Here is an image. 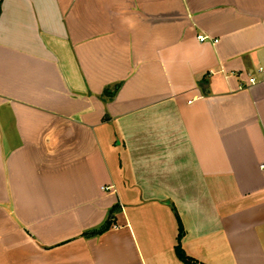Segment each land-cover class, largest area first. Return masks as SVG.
Listing matches in <instances>:
<instances>
[{"label": "crops", "instance_id": "0c3cea01", "mask_svg": "<svg viewBox=\"0 0 264 264\" xmlns=\"http://www.w3.org/2000/svg\"><path fill=\"white\" fill-rule=\"evenodd\" d=\"M259 67L264 0H0V264H264Z\"/></svg>", "mask_w": 264, "mask_h": 264}, {"label": "trees", "instance_id": "16d2710c", "mask_svg": "<svg viewBox=\"0 0 264 264\" xmlns=\"http://www.w3.org/2000/svg\"><path fill=\"white\" fill-rule=\"evenodd\" d=\"M114 210L115 209H112L110 211L109 219L103 225V227L99 228L98 230H93V231L87 232L84 235L87 237H93V236L100 235L103 232H105L106 230H108V228L112 225V221H113L112 214H113ZM175 217H176L177 227H178V229H177V242H176V246H175V254H176L178 260L180 262H182L183 264H203V263H200V262H198L194 259H191L185 255V253L181 247V240H182V237L184 235V230H183L181 221H180V219L176 213H175Z\"/></svg>", "mask_w": 264, "mask_h": 264}, {"label": "built area", "instance_id": "2783aa9c", "mask_svg": "<svg viewBox=\"0 0 264 264\" xmlns=\"http://www.w3.org/2000/svg\"><path fill=\"white\" fill-rule=\"evenodd\" d=\"M200 42H205L206 40H207V38L206 37H198L197 38ZM256 73L258 74V75H260L263 79H264V68H262V67H259L257 70H256ZM258 82V80L256 79V78H250L249 80H248V84L249 85H254V84H256ZM106 190H109L108 188L106 189Z\"/></svg>", "mask_w": 264, "mask_h": 264}, {"label": "rangeland", "instance_id": "374dc122", "mask_svg": "<svg viewBox=\"0 0 264 264\" xmlns=\"http://www.w3.org/2000/svg\"><path fill=\"white\" fill-rule=\"evenodd\" d=\"M115 145H116V143H115V144H112V143H111V149L113 148V149L116 150V146H115ZM114 146H115V147H114Z\"/></svg>", "mask_w": 264, "mask_h": 264}]
</instances>
